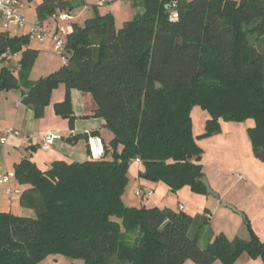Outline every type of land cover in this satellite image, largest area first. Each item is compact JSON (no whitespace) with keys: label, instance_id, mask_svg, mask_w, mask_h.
Returning a JSON list of instances; mask_svg holds the SVG:
<instances>
[{"label":"trees","instance_id":"16d2710c","mask_svg":"<svg viewBox=\"0 0 264 264\" xmlns=\"http://www.w3.org/2000/svg\"><path fill=\"white\" fill-rule=\"evenodd\" d=\"M41 1L40 18L73 8L72 0ZM134 2L140 10L120 28L110 12L73 22L66 63L35 81L29 73L39 50L29 47V33H0V64L21 53L18 72L0 70V93L26 89L22 102L40 119L65 84L55 110L72 126L71 90L89 92L95 116L114 134L99 158L54 161L47 170L29 158L16 165L25 186L19 204L35 216L0 211V264H41L51 255L74 264H234L244 253L264 261V241L250 227L246 238L220 233L201 244L206 219L123 199L134 160L144 164L141 179L208 194L196 106L209 115L204 135L253 119L251 146L264 150V0Z\"/></svg>","mask_w":264,"mask_h":264},{"label":"crops","instance_id":"0c3cea01","mask_svg":"<svg viewBox=\"0 0 264 264\" xmlns=\"http://www.w3.org/2000/svg\"><path fill=\"white\" fill-rule=\"evenodd\" d=\"M22 8V7H21ZM76 22V21H75ZM72 26L69 31H71ZM4 31L2 19L0 17V33ZM29 29H19V34H27ZM33 39L29 44V47L39 50V56L32 66L29 73V80L35 81L43 76H47L52 72H56L61 68L62 64L50 56L49 62H41L46 66L44 69H39L37 61L41 58V48H49L50 43L39 42L37 46L32 44ZM57 55V54H56ZM21 53L14 54L13 59H8L7 63L11 69L18 72L20 69ZM41 61V60H40ZM43 61V60H42ZM39 63V62H38ZM66 61L64 62V64ZM24 89V88H22ZM26 90V89H24ZM66 96L65 84H60L52 92L51 102L45 109L44 117L37 119L33 109L25 105L22 102L21 89L2 90L0 93V172H14L15 167L24 158H29L37 164L42 170H47L51 167L54 161H66V162H82L90 157L92 153L88 143V133L96 132L98 138L100 137L103 143V147L109 144L114 137L113 132L107 128L106 121L102 117L95 116L97 104L89 92H84L78 89L71 90L72 108L75 115L74 124L71 126L70 120L58 115L55 110V104L64 101ZM209 115L206 114V120ZM13 129L15 133L6 134L7 129ZM51 131H58L61 137L48 148L43 146V135ZM6 137V142L2 143L1 139ZM259 160V159H258ZM203 162V161H202ZM262 162V161H261ZM264 163V162H262ZM256 179L260 182L250 180L245 184L239 186L236 193L231 195L232 188H222L221 183H225V179L222 181L214 177L210 179L208 177L212 188H214L220 195L215 202L210 203V206H214V210H220V207L224 205L223 202L232 204L237 210H239L245 217L249 218L251 225L255 227L260 234L264 233V166H260L258 162ZM264 165V164H263ZM145 167L142 161L135 160L130 166L131 177H133L140 188L154 189V182L146 181L139 177L140 172L144 171ZM246 174L248 172L246 171ZM239 180H246L247 176L244 174L236 173ZM130 176V175H129ZM18 188L21 191L25 187L19 184L16 179H13L11 184H0V211L2 212H20L21 206L19 204V194H9L8 187ZM192 193H194L192 191ZM154 195V193H153ZM204 197H209L205 194H197ZM153 197V196H152ZM147 199V198H145ZM208 201V200H206ZM203 205V204H202ZM201 205V206H202ZM159 207H170L168 205H155ZM180 210L186 211V206L180 204ZM226 207L231 211V208ZM171 208V207H170ZM179 210V211H180ZM206 210L211 208L206 207ZM237 212V211H235ZM227 214L229 212H226ZM238 213V212H237ZM17 214V213H15ZM191 215V214H190ZM238 229L241 232V237H247V231L245 230V222L238 220ZM217 235V234H215ZM41 264H74L70 258L62 255H51L45 258ZM214 264H222L221 262H215ZM234 264H264L261 258L254 259L248 254H241L239 259Z\"/></svg>","mask_w":264,"mask_h":264},{"label":"rangeland","instance_id":"374dc122","mask_svg":"<svg viewBox=\"0 0 264 264\" xmlns=\"http://www.w3.org/2000/svg\"><path fill=\"white\" fill-rule=\"evenodd\" d=\"M23 3L22 8L18 11L28 21V26L23 29H29L30 25L37 21H42L44 28L52 32H59L63 37L70 30L73 22L84 23V21L96 14L112 13L117 28H120L124 21L132 19L140 10L135 0H72L73 8L64 10L61 13L67 12L70 17L67 20L56 19L53 14L47 15L44 18L39 17L38 7L41 0H19ZM32 44H38L37 40L33 39ZM41 61H37L39 69H44L46 66L42 63L49 62L50 56L55 57L62 66L65 60L62 56L56 55L52 51V47L47 49L41 48ZM43 60V61H42ZM39 62V63H38ZM42 62V63H41ZM206 111L201 107L196 106L192 110L193 135L196 137L198 144L203 149V166L205 175L213 179L216 177L221 181L225 179V183H221L223 188H232L231 195L237 192L241 185L256 179L257 165L264 166L260 160L256 158V153L253 151L252 141L248 132V127L254 124L253 119L245 121H227L222 125V130L211 135H204L206 132ZM135 161V160H134ZM133 163V162H132ZM131 163V165H132ZM130 165V166H131ZM246 171L248 174H246ZM130 173V171H129ZM236 173L247 176L246 180H239ZM123 191V199L129 206H147L168 205L172 209L179 211V205H185L188 211L194 218L199 221L205 220L202 226L200 243L205 244L215 237V234L223 233L229 240H234L241 237V232L236 229L238 220L245 222V230L249 227L264 241V233L257 232L255 227L251 225L249 218L242 214L231 211L226 207H220V210H214V206H210L211 201L215 202L217 198L213 195L204 197L202 195H194L190 187L185 186L178 192H171L169 187L164 182H154V195L149 199L136 195L135 190L140 188L138 182L131 177ZM148 181V180H146ZM256 181L260 182L258 179ZM206 195V194H205ZM208 200V201H206ZM203 204V205H202ZM202 205V206H201ZM206 207L211 208L207 212ZM226 212H229L228 214ZM24 216H35V211L21 207L20 212H14ZM255 226V225H254ZM68 258V257H67ZM221 262V261H218ZM83 264V263H79ZM183 264H193L191 260H187Z\"/></svg>","mask_w":264,"mask_h":264},{"label":"built area","instance_id":"2783aa9c","mask_svg":"<svg viewBox=\"0 0 264 264\" xmlns=\"http://www.w3.org/2000/svg\"><path fill=\"white\" fill-rule=\"evenodd\" d=\"M23 6V3L19 0H0V17L2 19L3 28L5 31L10 34L18 33L19 29L25 28L28 26V21L26 17L19 13L18 9ZM54 17L58 20H67L70 15L65 12H57L53 14ZM29 36L31 39L37 40L39 42H49L52 51L63 57L65 61H67L66 55V37L70 33L68 31L66 36L63 37L62 34L55 31L52 32L44 28L42 21H37L34 24L30 25ZM9 59H13L14 54L9 53ZM5 133L13 134L15 131L13 129H7ZM61 137L58 131H51L43 135V146L45 148L50 147L55 140ZM88 143L94 158H99L103 155L104 147L101 138L92 133H88ZM7 138L4 137L1 139V142H6ZM15 179L14 172H0V184H11L12 180ZM9 194H20L21 190L18 188H13L11 186L8 187ZM136 195L142 196L144 198H151L153 196L154 190L147 188H138L135 190Z\"/></svg>","mask_w":264,"mask_h":264},{"label":"water","instance_id":"95a60500","mask_svg":"<svg viewBox=\"0 0 264 264\" xmlns=\"http://www.w3.org/2000/svg\"><path fill=\"white\" fill-rule=\"evenodd\" d=\"M168 7V6H167ZM4 67L3 64H0V70H2ZM157 87L160 88L161 87V84L159 82H157ZM27 91L24 90V89H21V95L22 97H24L26 95ZM256 158L259 159L260 161L264 162V150H260L256 153ZM200 181L205 185L206 189H207V193L209 195H213L215 196L216 198H220V195L219 193L214 189L212 188V185L208 179V177L206 175H204L203 177L200 178ZM224 203V206H227L235 211H237L238 213H241L239 210H237L232 204H229L227 202H223Z\"/></svg>","mask_w":264,"mask_h":264}]
</instances>
